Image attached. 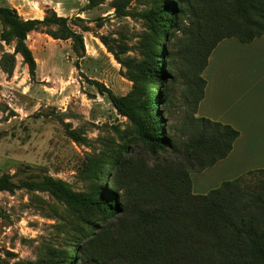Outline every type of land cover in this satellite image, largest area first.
<instances>
[{
	"label": "trees",
	"instance_id": "16d2710c",
	"mask_svg": "<svg viewBox=\"0 0 264 264\" xmlns=\"http://www.w3.org/2000/svg\"><path fill=\"white\" fill-rule=\"evenodd\" d=\"M106 1L88 0V6ZM108 4L123 26L117 39H100L126 68L132 87L120 96L89 81L129 124L114 146L88 158L92 185L78 192L47 174L20 181L0 175V192L40 190L65 203L64 239L59 245L45 244L37 264H264V169L226 180L205 194L194 193L192 180L193 173L227 158L240 136L229 124L197 115L207 85L203 73L223 40L250 43L264 35V0ZM129 19L143 29L134 44L136 55L123 57L129 51L123 29ZM83 21L55 12L25 19L16 9L0 6L3 38L15 41V53L31 74L37 63L26 43L29 34L45 30L54 39L71 40L81 57L82 32L89 30ZM1 65L12 72L15 55L5 54ZM152 83L159 89L155 101ZM175 85L181 114L170 122ZM103 169L110 175L107 185Z\"/></svg>",
	"mask_w": 264,
	"mask_h": 264
},
{
	"label": "rangeland",
	"instance_id": "374dc122",
	"mask_svg": "<svg viewBox=\"0 0 264 264\" xmlns=\"http://www.w3.org/2000/svg\"><path fill=\"white\" fill-rule=\"evenodd\" d=\"M109 1L89 7L88 0H0V6L16 9L23 18L43 19L47 12H55L70 20L80 17L84 20L80 23L89 27L82 32L85 52L81 57L71 40L54 39L45 30L31 32L26 43L37 63L31 74L23 57L15 53V41L4 40L0 22V175H14L20 181L47 174L78 192L92 185L86 169L88 158L114 146L129 124L107 95L89 81L97 80L120 96L132 87L124 74L126 68L100 39H117L116 32L123 26ZM123 29L129 51L122 56H135L134 44L143 27L129 19ZM5 54L15 55L12 72L1 65ZM151 89L155 101L158 86L152 83ZM169 103H173L170 122H174L181 114L179 86L175 85ZM106 172L102 170L105 185L110 180ZM66 216L65 203L48 192L1 191L0 261L37 264L45 244L59 245L64 239L62 221Z\"/></svg>",
	"mask_w": 264,
	"mask_h": 264
},
{
	"label": "crops",
	"instance_id": "0c3cea01",
	"mask_svg": "<svg viewBox=\"0 0 264 264\" xmlns=\"http://www.w3.org/2000/svg\"><path fill=\"white\" fill-rule=\"evenodd\" d=\"M203 76L207 85L197 115L229 124L240 136L227 158L192 174L196 194H205L251 170L264 169V35L250 43L236 38L220 42Z\"/></svg>",
	"mask_w": 264,
	"mask_h": 264
}]
</instances>
